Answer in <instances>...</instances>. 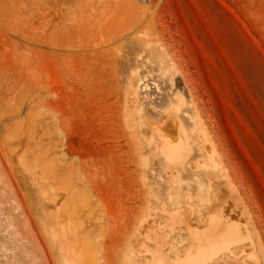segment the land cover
I'll return each instance as SVG.
<instances>
[{"label":"rangeland","instance_id":"374dc122","mask_svg":"<svg viewBox=\"0 0 264 264\" xmlns=\"http://www.w3.org/2000/svg\"><path fill=\"white\" fill-rule=\"evenodd\" d=\"M209 256L264 264V0H0V264Z\"/></svg>","mask_w":264,"mask_h":264},{"label":"bare ground","instance_id":"6f19581e","mask_svg":"<svg viewBox=\"0 0 264 264\" xmlns=\"http://www.w3.org/2000/svg\"><path fill=\"white\" fill-rule=\"evenodd\" d=\"M174 145H175V143H174ZM183 149H184V146H181V147L179 148V154H180V152H181ZM180 158H181V154H180ZM212 258H213V256H209V258L207 259V261H206L205 264L210 263V262L212 261Z\"/></svg>","mask_w":264,"mask_h":264}]
</instances>
